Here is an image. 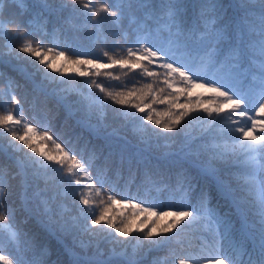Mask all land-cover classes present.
<instances>
[{
  "label": "snow or ice",
  "instance_id": "1",
  "mask_svg": "<svg viewBox=\"0 0 264 264\" xmlns=\"http://www.w3.org/2000/svg\"><path fill=\"white\" fill-rule=\"evenodd\" d=\"M17 4L21 13L29 11L23 0H0V35L6 30L23 37L46 35L51 24L55 40L63 31L60 21L66 10L71 16L64 23L80 16L100 32L102 14L118 25L124 13L134 7L133 0H118L115 7L104 0H59L55 5L51 0H37L30 18L24 21L11 11ZM139 6L151 7L144 0ZM162 7L165 14L157 18V23L164 22L167 43L154 42L145 24L138 28L145 35L136 40L135 48L128 47L125 55L116 57L103 52L109 63L79 53L66 55L39 40L24 39L18 47V52L33 58L29 61L33 72L20 71L37 111L32 118L35 123L24 115L21 100L11 94L13 81L9 79L10 100L0 94V136H10L8 145L19 155L0 145V264H64L65 255L70 257L69 264H113L114 257L123 258L125 264H140L143 257L137 258V253L143 252L146 257L153 250H166V255L153 259L151 264H168L169 260L171 264H264V0L258 4L239 0L235 5L226 0H199L195 5L186 0H170ZM189 7L198 8L199 14L186 17ZM9 52H13L11 46ZM45 52L76 65L78 75L90 79L101 75L114 80L120 77L111 71H79V66L139 70L145 80L140 88L111 91L95 79H91L90 87L120 105L117 115L132 123L146 142L150 143L152 137L169 139L166 134L177 130L186 117L194 119L191 114L201 109L211 128L220 125L218 133L223 142L214 138L211 146H201L195 153L200 160L196 169L188 167L186 161L166 162L143 150L133 152L109 137L96 144L89 140L77 152L83 129L79 124H62L59 113L49 107L60 103L65 91L60 86L71 78L55 68ZM16 59L21 57L17 55ZM152 65L164 71H155ZM48 69L59 75L52 76ZM37 74L38 80L33 78ZM161 76L163 87L158 86ZM196 89L202 92L197 93ZM204 94H208L210 107L204 106ZM88 99L106 107L92 93ZM156 105L166 108L161 110ZM68 111L70 115L71 110ZM148 125L154 128L149 130ZM37 141L48 150H38ZM166 165L167 171L175 172V192L180 195L177 207L118 190V182L113 179L121 176L125 168L131 174L133 168L139 171L142 167L148 176L145 194L159 193L162 189L151 177L162 174ZM9 179L17 184L11 185ZM202 180H211V185L202 186ZM10 188L18 190L19 207L25 214L31 215L28 205L36 202L49 223L57 225L61 234L71 236L73 245L81 248L84 255L58 241L60 247L53 258L50 246L37 233L15 228L9 221L17 209L6 203L13 194ZM49 192L51 196L47 195ZM213 194L230 202L238 217L236 223L211 206ZM69 196L73 203L79 199L76 215H68L67 207L57 203ZM122 204L134 209L132 217L139 212L157 220L151 221V227L147 220L137 225L113 207ZM165 207L169 210H163ZM192 225H203L211 237L206 242L198 241V251H193L195 246L186 231ZM102 240L114 242L120 251L113 247L111 256L102 258ZM130 244L132 256L126 251ZM8 247L14 249V255L5 254ZM89 248L94 249L90 256Z\"/></svg>",
  "mask_w": 264,
  "mask_h": 264
},
{
  "label": "trees",
  "instance_id": "2",
  "mask_svg": "<svg viewBox=\"0 0 264 264\" xmlns=\"http://www.w3.org/2000/svg\"><path fill=\"white\" fill-rule=\"evenodd\" d=\"M51 2L55 5L58 4L59 0H51ZM104 2L115 7L118 0H104ZM169 2L170 0H144V3L151 5V7L144 8L139 6L140 0H133L134 7L130 12L124 13L118 25L113 23L110 16L102 14L99 25L101 29L100 32H97L96 29L91 27V22L86 24L84 18L80 16L73 17L71 23H64L65 19L71 16V12L66 10L63 12L60 21L61 25H63V31L55 40L52 37L53 27L51 24L48 25L46 35L36 34L23 37L14 35L11 31L6 30L4 35H0V73H3V78H0V94H3L4 99L10 100V94H8V81L11 79L13 81L11 94H15L17 98L21 100V107L24 111V115L30 121L35 123L32 118L36 115L37 110L32 106V95L28 93L25 85V76L20 71V69H24L29 74L33 72V68L29 63L33 58L25 53L18 52V47L23 43L24 39H31L33 41L39 40L47 47H53L57 50L65 51L66 55L79 53L87 57H96L102 63H109L107 57L103 56V52L107 51L116 57L125 55L126 49L128 47L135 48L137 46L136 40L145 35V33L138 31V28L144 27L145 24L150 28V38L154 42L159 41L161 43H167V32L164 30V22L161 21L160 23H157V18L164 16L165 9L162 6ZM171 2H175V0H171ZM198 2L199 0H186V3L189 5H195ZM226 2L235 5L239 0H226ZM252 2L258 4L259 0H252ZM36 3L37 0H23L24 7L29 9L28 12L21 13V6L19 4L11 9V11L17 15L18 19L27 21L30 18L33 6ZM77 7H79V5H77ZM233 11H235V9H233ZM184 14L186 17H195L199 14V9L189 7ZM29 31L32 30L29 29ZM9 46L13 49L12 53L9 52ZM17 55L21 57V59H16ZM45 55L51 57L54 67L60 69L61 72L67 67H71L74 70L77 68L76 65L56 56L54 53L49 54L45 52ZM151 67L153 70L161 73L164 71L163 69H159L156 65H152ZM86 69L91 72L100 71L101 73L111 71L113 75L119 76V80H114L104 75L91 77V79H95L104 84L111 91L127 90L133 87L140 88L145 82L144 78L140 76L139 70L129 72L127 69L121 70L118 66L111 69H95L91 65L79 66V71H84ZM47 71L52 76H57L59 74L53 72L51 69H48ZM69 77L71 78L70 81L60 86L65 89L59 98L60 103L51 104L49 107L59 113L62 124L66 123L73 127L79 124L83 129V140L80 145L76 147L77 152H80L83 149L84 144L89 140L96 144L100 140H103V138L109 137L113 142H119L126 145L133 152L139 153L143 150L145 154L158 157L166 162L186 161L188 167L196 169L200 164V160L195 154L197 150L204 145L211 146L214 138L216 139V142H223L218 133L220 125H216L215 128H211L210 125H208L203 131V128L208 123V118L207 114L203 112L202 109L191 114V116L195 117L194 119L186 117L177 130H174L173 133L166 134L170 137L169 139L152 137L150 143L146 142L141 134L134 130L132 123L128 122L123 115H117V110L121 109L120 105H117L113 103L111 99L104 97L102 93H99L98 89L90 87L91 79L89 77H82L78 75L77 71H75L73 76ZM33 78L38 80L39 75L37 74ZM162 79L163 77L161 76V82H158V86L160 87L164 86L162 84ZM137 81L140 82L137 83ZM148 82L151 81L149 80ZM195 92L199 93L202 92V90L196 89ZM89 93H92L93 96L100 97L103 101V105H106V107L93 103L92 100L88 99ZM207 97L208 94H204L202 97L205 101L204 106L210 107L211 103ZM192 99H195V95ZM181 102H184L183 97L181 98ZM156 107L161 110L166 108L164 105H156ZM69 109L71 110L70 115L68 111ZM132 111L135 110L133 109ZM136 115L141 116L143 114L136 113ZM65 117L67 118L66 120L64 119ZM148 128L151 130L154 126L148 125ZM155 130L161 131L160 129ZM77 131L79 132V129H77ZM89 133H91V135H89ZM147 135L148 133L144 134V136ZM10 139V136H7L6 138L0 136V145H3L9 153L19 155L18 153H13V150L9 147L8 140ZM64 139H67V137H64ZM36 146L38 147V150H48L47 147L39 141L36 142ZM25 151H27V149H25ZM0 159H2V157H0ZM151 178L159 183V186L162 189L161 192L157 193L151 191L145 194V189L148 188L149 185L148 176L146 175L145 169L142 167L139 171L133 168L131 174L128 169L125 168L121 176H113V179L118 182V190H127L133 195L139 194L142 199L149 201L155 198L157 203H162L165 206H179L180 195L175 192V172L167 171L166 165L162 174L153 175ZM9 183L15 186L17 181L9 179ZM205 184L210 186L211 180H202L201 185L203 186ZM43 186V182H41V188H43ZM9 191L13 194L9 196L6 203L17 209L16 213L12 215L9 221L15 228L30 229L32 232L37 233L50 246L53 258H55L57 248L60 247L59 242L72 248L73 251L84 255V251L81 248L73 245L71 236L61 234L57 225L49 223L48 218L43 214L42 207L37 208L36 202L30 203L28 207L31 209V215H27L19 207L18 190L14 192V189L10 188ZM51 194V192L47 193L48 196H51ZM117 198L119 199V197ZM13 201H16V203L13 204ZM190 202L194 204L195 200H190ZM57 203H63L67 207L68 215L77 214V205L79 203L78 197L76 198L75 203H73L70 196L65 199H58ZM211 206L215 208L220 215L228 214L233 219L234 223L238 220V217L235 214V209L224 197L213 194L211 198ZM113 207L117 213L124 212L130 216L136 221L137 225H139L141 221L147 220L148 227H151V221L157 220V217H151L149 219L148 216L142 215L139 212H136V217H132L131 214L134 209L129 205L122 204ZM163 210L169 209L165 207ZM168 219L170 220L171 218ZM25 221L27 222L25 223ZM158 223L162 224L163 222L158 221ZM186 231L189 233V238L195 246L193 251H198V241L206 242L211 239L203 225H192ZM49 232H52L53 235H49ZM85 239H87V237H85ZM132 244L134 243L132 242ZM99 247L102 253V258L104 259L111 256V249L113 247H115L117 251H119L118 249L120 248V246L114 245V242L107 240L100 241ZM4 251L5 254L8 255L15 254L14 249L11 247L6 248ZM93 251V248H89L87 250V255H92ZM126 251L129 256L133 255L131 244L127 247ZM165 255L166 250H153L148 252L146 257L143 252H138L137 258L143 257V259L140 260V264H151L153 259ZM63 260L64 264H69L70 257L65 255ZM113 264H125V261L123 258L114 257ZM168 264H171V260L168 261Z\"/></svg>",
  "mask_w": 264,
  "mask_h": 264
},
{
  "label": "rangeland",
  "instance_id": "3",
  "mask_svg": "<svg viewBox=\"0 0 264 264\" xmlns=\"http://www.w3.org/2000/svg\"><path fill=\"white\" fill-rule=\"evenodd\" d=\"M65 76L69 77V76H73L75 74V70L71 67H67L63 72ZM59 75V74H58ZM209 125V123L206 124V126L203 128V131L206 129V127ZM139 215V214H138ZM133 243H135V241H132ZM112 250V249H111ZM120 251V248L118 249Z\"/></svg>",
  "mask_w": 264,
  "mask_h": 264
}]
</instances>
